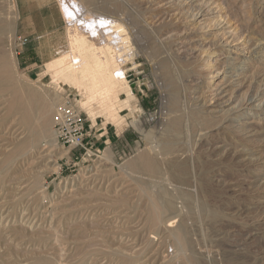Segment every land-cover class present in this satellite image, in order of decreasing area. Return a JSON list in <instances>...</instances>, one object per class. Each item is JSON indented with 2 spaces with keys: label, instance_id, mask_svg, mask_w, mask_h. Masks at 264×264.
I'll return each mask as SVG.
<instances>
[{
  "label": "rangeland",
  "instance_id": "obj_1",
  "mask_svg": "<svg viewBox=\"0 0 264 264\" xmlns=\"http://www.w3.org/2000/svg\"><path fill=\"white\" fill-rule=\"evenodd\" d=\"M79 1L82 3L88 2L85 8L89 5L88 8L91 10V16H93L91 18L97 21L102 18L107 19L106 21L113 20L108 14L104 13L103 9H105V5L112 7L116 5L117 9H122V13L134 14L135 12L133 2L127 0H113V3L110 2L111 0H76L77 3ZM7 2V0H0V9L2 8L0 21L2 20L1 22H3L1 23L2 29L0 34V59L3 60L5 72L8 73L6 74L7 76L5 75L6 81L13 86V93L11 94L18 100L21 98L31 99V97L36 96L45 99L48 103H53L54 108L52 107L53 110L50 112V120L48 119V122L44 124L46 127L43 126V130L46 128L44 130L46 137L44 138L45 140L43 139L39 143L40 155L27 157L28 159L26 157L18 158L13 162L12 169L8 173L9 175H4L0 179V214L2 216L0 218V264H255L256 255L264 256V232L260 231L253 236H250L251 234L248 232V226L256 224L259 220L260 211L258 207H264V195H257L254 200L248 198L251 191H249L250 189L246 182L247 175L239 171L238 167L220 164L221 179H227V182L237 184V186L235 185L237 188H234L236 193L231 191L224 192L220 187L218 194L214 188L209 189L210 187H208L203 177L204 183H202V188L206 191L205 193H210L206 194L207 197L203 198V201L201 194L194 193L193 187H195V183L190 172V167L189 165L186 167L184 161H181L180 165L175 166L178 169H183V174L179 178L175 177V179L168 182L162 174L153 178L146 177L140 173L132 172L133 168L127 166L128 162H134L141 154L146 153V149L155 143L154 140L164 133L163 131L167 127L162 128L163 123L166 125L169 123L171 128L173 126L172 130H174V126L177 127H175L177 129L176 132H178L177 135H169V140H172L171 142L175 144V149L181 152L185 151V146L181 143L187 140L193 122H191V119L189 120L188 109H185V105H183L185 101L183 100L182 103H179L181 95L186 89L184 82L186 84V81H188V77L186 76L188 73L185 68L186 72H183V69L178 64L175 67L174 64L176 63L165 54L162 55L159 48L146 50L147 53L151 52V55L154 56L151 59L147 54H143V52L138 50V45L133 44L131 47L123 45L122 48L124 47V50L121 48V59L124 62L119 67L123 71L127 87L118 88V91L111 95V98L118 95L120 101L116 103L115 116H110L107 110H99L98 101L90 98L88 91H83L86 89L79 91L74 84H70L64 81V79L60 80L58 77L56 78L54 69L47 68L46 66L48 63L69 53V47L66 44L67 22L63 21L59 10L60 0H15L17 16L14 17V20L8 16L9 6H7ZM252 2L258 8V13L254 16L255 24L260 23L258 30L264 33V0H252ZM121 9L119 10L121 11ZM123 25L122 23L123 31H125L126 28ZM24 41L25 43L22 44ZM150 41L148 38L145 39L143 45L146 44L145 46L149 47ZM171 62L174 63L171 64ZM164 63H167V65ZM184 65H182V68ZM177 70L178 73H176ZM1 81L3 80L1 79ZM0 83L3 84L2 82ZM7 95L8 92L0 93V98L2 97V100L0 99V154L8 145L10 147L6 151L11 149L14 138H23L22 135L21 137L19 135L20 131L14 128L12 121H15L16 117L13 114H6V106H8L10 100V96L8 95L7 97ZM177 96L179 97L177 98ZM126 100L129 101L128 106L123 104ZM64 103L73 106L84 119L86 127L85 142L90 147L87 155L80 148L68 149L62 147L56 141V136L52 129V117L57 107ZM182 106L184 107L182 108ZM167 117L169 118L167 119ZM163 118H166L165 121L167 123L163 121ZM173 120L177 122H173ZM184 125L186 126L184 127ZM193 125H195L194 122ZM158 127L161 130L163 129V131L157 135ZM17 132L19 133L17 134ZM111 152L113 156L110 155ZM107 154L110 156L109 160L106 159ZM226 166L231 168L228 169ZM210 168L212 169L209 170L212 171L213 166H210ZM12 171L14 172L12 173ZM101 174H105V176ZM225 176H227L226 179ZM7 179L9 183H7ZM112 181L117 184L115 185ZM15 186L17 190L14 188ZM124 186L125 188H123ZM105 187L107 188L105 189ZM114 188L118 191H115ZM122 189H124V193ZM9 190L10 192H8ZM140 191L143 192L141 193ZM110 192H113L112 195L114 197ZM115 195H117L118 199L115 198ZM121 195L123 196L121 197ZM138 195H141L142 199ZM166 199L175 200L176 205L180 208L179 214L181 215L179 222L181 221V229L186 236V247L179 244L176 237H174L175 234L171 235L167 231L158 233L156 228L148 225L147 212L148 205L151 204L150 201H153L154 205H158V201L160 203ZM210 200L214 202L211 203ZM140 203L142 206H140ZM100 204L102 205L100 206ZM120 207L121 209H119ZM236 211H238L240 216ZM116 212H120L121 218H118L119 216L114 214ZM162 213L164 217L169 214L164 211ZM108 214L109 216H107ZM243 214L247 215V217ZM90 215L92 217H89ZM99 215L102 216L100 217ZM231 215L233 216L231 217ZM123 216L126 218L125 220ZM95 218L98 219L96 220ZM255 219L258 220L256 221ZM126 220L127 222H125ZM74 222L75 224H73ZM94 223H97L96 225L100 228L96 227ZM88 224L90 226L93 225L90 227ZM177 224L178 222L175 226ZM115 225H119L120 229L125 230L119 231V227ZM104 227H107L109 230L113 228L114 230L112 229L109 232ZM172 229L174 230L176 227L170 230ZM239 229L241 230L238 232ZM242 231L244 233H241ZM121 233H123V236L120 240L121 242H119L120 236L118 235ZM106 235L109 236L106 237ZM148 235L154 239H150ZM79 236L82 237L79 239ZM91 236L95 237L92 238ZM110 236H112L111 239ZM187 236L191 238L189 239ZM125 237L128 239H124ZM160 237L164 238L160 239ZM137 239H140V242ZM25 241L28 242L26 243ZM111 242L113 245L110 244ZM140 245L141 248H138ZM113 246L117 248L115 249ZM118 248L124 250L123 253H132V255H117L115 252ZM58 257L60 259H57Z\"/></svg>",
  "mask_w": 264,
  "mask_h": 264
},
{
  "label": "bare ground",
  "instance_id": "obj_2",
  "mask_svg": "<svg viewBox=\"0 0 264 264\" xmlns=\"http://www.w3.org/2000/svg\"><path fill=\"white\" fill-rule=\"evenodd\" d=\"M7 1H8L7 6H9L8 16L10 17V19L14 20L15 19L14 17L17 16V12H16L17 9H16L15 0H7ZM112 1L113 0H111L110 2H112ZM127 1L133 2L134 7L133 6L132 7L134 8V11H135L134 14H130L127 12L122 13V9L119 8V9H121V11H120L119 9L116 8V5H115V7H112L110 5L109 6L105 5L104 6L105 9H103L104 13L108 14L110 16V18L113 20L106 21L107 19L105 20L104 18H102V19H98V21H97V20L91 18L93 16H91V12H90L91 10L88 8L89 5H88V7L85 8V6H87L88 2L82 3L79 1L77 3L76 0H60V6H59L60 7L59 8L60 13H61V16L63 18V21H65V23L67 22V28H66L67 43L66 44H68L69 53L65 54L64 56H62L59 59L54 60L51 63H48L46 65L47 68L48 67L53 68L55 71L54 75L56 74V78L58 77L60 80L64 79V81H66L70 84H74L78 88L79 91L86 89L83 91H88L90 98H92L93 100L96 99L98 101L97 103H98V108L100 111H101V109H102V111L107 110L108 113H110V116H115L116 103H118V101H120V99H118V95H116L113 98H111V95L115 94L118 91V88H122V87L126 86L123 71L119 67V65H121L124 62L121 59V56H122L121 55L122 54L121 48H122V46L124 45L125 47H131L133 44L136 46L138 45L139 46L138 50L140 52H143V54L144 53L147 54V56H149L151 59H153L154 56L151 55V52L147 53L146 50H153L155 48H159V50H161L162 55L165 54L167 57H169L170 59H172L176 63V64H174L175 67L178 64L181 67V69H183V72L185 71L184 68L187 70L188 75H186L187 73L185 75L188 77V81H186V84L184 82V85H186V89H185L183 94L181 93L182 94L181 95V101H179V103H182L183 100L185 101V103H183V105H185V109L186 108L188 109L187 112L189 113V116H188L189 120L191 119V122L193 121L195 123V125H193V122H192V125L190 124L192 128L189 131V136L184 143H181L185 146V151L181 152L180 150L175 149V144H173L171 142L172 140L171 141L169 140L170 136L177 135V133H178V132H176L177 127L174 126V130H172L173 129L172 125H171L172 126V128H171L169 123L167 125L163 123L161 127L162 128L167 127V129L165 131H163V129L161 130V128L158 127L159 129L157 130L158 132H156V134L158 135L162 131L164 133H162L160 135V137H158V139L154 140L155 143H153L148 149H146V153L141 154L136 161L130 162V163L128 162L127 166L133 168L132 172L140 173L146 177H152L153 178V177H156V176L162 174L164 176V179H166L168 182V181L175 179V177L179 178L183 174V171H182L183 169L182 170L178 169V167H175V166L178 164L180 165V162L184 161L186 164V167H187V165H189L190 172L192 174V178H193V181L195 183V187H193L194 193L195 194L196 193L201 194V198L203 201H204L203 198H206L207 197L206 194L209 193V192L205 193L206 191L202 188V183H204V179H205V182H207L208 187H210L209 189L211 190V188H214V190L217 193L220 192V187H221V189L224 190V192L225 191L235 192L234 188L235 189L237 188L236 187L237 184L227 182L226 181L227 176H225L226 180L221 179V177H220V167H221L220 164L221 165L224 164L227 166H235V167H238L239 171H241L247 175L246 182H247V185L249 186V189H250V190L249 189H247V190L251 191L250 195H248V198L251 200H254V198H256L257 195H260V194L264 195V33L260 32L258 30L260 23H257V25L255 24L254 16L258 13L257 12L258 8L253 4L252 0H127ZM98 3H99V1H98ZM119 5H120V2H119ZM119 7H121V6H119ZM130 7H128V8H130ZM84 8H85V10H84ZM1 9H0V15H2ZM11 16H12V18H11ZM94 18H96V17H94ZM260 19H263V18H260ZM1 21H0V34H1V29H2L1 23H3ZM257 21H258V19H257ZM121 22L125 25V28H126L125 31H123L124 28H122ZM254 25H256V26H254ZM260 30H261V28H260ZM262 30H263V28H262ZM147 38L151 40L149 42V45H150L149 47L148 46L146 47L145 46L146 44L143 45L144 40ZM157 50H155V51H157ZM130 55H131V53H130ZM174 62H171V64ZM164 64L167 65V63H164ZM184 64H187V65H184ZM3 65H4V62H3V60L0 59V82L3 83V84L0 83V93L8 92V95L10 96V100H9L8 106H6L7 107L6 108V114L7 113L10 115L13 114L16 117L15 121H12V120L11 121L14 123V128H16L18 131H20V133L17 132V134L19 133L20 137L22 135L23 138H21V139L14 138L13 139L14 143H12L11 149L9 151H6L7 148L10 147V145H8L6 147V149H4L3 152H1V154H0V179H1V177H3L4 175H7L9 173V171L12 169L13 162H15L18 158H21V157L27 158V157H34V156L36 157V155H40L41 152H39V143L41 142V140H43L46 137L45 132H44V130L46 128L43 130V126L46 122H48L49 116H51L50 112H52L51 110H53L52 109L53 103H51V102L48 103L45 99H41V98H38L35 96V97H31V99H25V98L22 99L20 97L21 99L18 100V99H16V97L12 96L11 93H13V91H12L13 86L11 84H9V82L6 81V76H7L6 74H8V73L5 72V67ZM182 65H184L183 68H182ZM172 67H173V65H172ZM179 70H180V68H179ZM50 71H53V70H50ZM176 73H178V70ZM180 75H182V74L180 73ZM9 78H11V77H9ZM1 79L3 81H1ZM184 79H185V77H184ZM64 81H62V82H64ZM65 84H67V83H65ZM167 84H169V83H167ZM67 85H69V84H67ZM76 87H74V88H76ZM176 87L174 88V92H175ZM172 89H173V87H172ZM178 91H179V89H178ZM8 95H7V97H8ZM178 97L179 96H177V98ZM0 99L2 100V97ZM163 103H165V102H163ZM123 104H126V106H128L129 101L126 100L123 102ZM1 106H2V104H1ZM183 107L184 106H182V108ZM117 108H119V107L117 106ZM168 109H170V108H168ZM179 110H181V109H179ZM183 114H184V112H183ZM168 115H169V113H168ZM181 116H183V115H181ZM14 118H12V119H14ZM168 118L169 117H167V119ZM165 119L163 121H165ZM137 120H139V119H137ZM174 121L175 120H173V122ZM173 122H171V123L173 124ZM175 122H177V121H175ZM165 123H167V121H165ZM181 125H182V123H181ZM185 126L186 125H184V127ZM44 127H46V125ZM186 128H188V127H186ZM153 130H155V129H153ZM178 130H180V129H178ZM141 131H142V129H141ZM152 135H153V133H152ZM155 137H157V136H155ZM152 138H153V136H152ZM110 155L113 156V153L111 152ZM109 157L110 156L108 155L106 157V159L109 160ZM23 160L26 161L25 159H23ZM111 162H112V160H111ZM18 163H19V161H18ZM24 163H23V165H24ZM54 163H55V161H54ZM20 166H22V165H20ZM210 166H213L212 171L209 170V169H212V168H210ZM229 168H231V167H229ZM49 169H51V168H49ZM24 171L27 172L26 170H24ZM13 172L14 171H12V173ZM20 172H21V170H20ZM94 174H97V173H94ZM25 175H23V176H25ZM103 175L105 176V174H103ZM123 175H125V174H123ZM115 176H117V175H115ZM203 177H204V179H203ZM11 179H13V178H11ZM223 179H224V177H223ZM7 181L6 182L9 183L8 179H7ZM16 182H17V180H16ZM100 182H101V180H100ZM123 182H124V179H123ZM233 182H235V181H233ZM246 182H245V184H246ZM113 183L115 185L117 184L115 182H113ZM171 184H173V183H171ZM122 185H124V184H122ZM16 186L14 188H16ZM22 186H24V185L22 184ZM106 188L107 187H105V189ZM111 188H113V187H111ZM123 188H125V186ZM150 188H151V186H150ZM100 189H102V188H100ZM6 190H8V189H6ZM16 190H17V188H16ZM123 190L124 189H122V191ZM115 191H118V190L115 189ZM8 192H10V190ZM140 192L142 193L143 191H140ZM112 193H111V195H112ZM123 193H124V191H123ZM78 194H80V193H78ZM237 194H238V192H237ZM141 195H138V196L140 197ZM230 195H232V194H230ZM17 196H18V194H17ZM116 196L117 195H115V198H117ZM122 196L123 195H121V197ZM11 197H13V196L11 195ZM29 197H30V195H29ZM140 199H142V196ZM235 200H237V199H235ZM239 201H241V200H239ZM132 202H134V201H132ZM152 202L150 201L151 204L148 205V212H147V221L149 222L148 225L156 228L158 230V233L167 231V232H170L171 235L175 234L174 237H176V240L179 242V244L181 246H185L186 236L182 232V229H181L182 223H181V221L179 222V220H180L179 218L181 215V214H179L180 208L176 205L175 200L166 199L164 202L161 201L160 203L158 201L157 202L158 205H154ZM213 202L211 201V203H213ZM102 203H104V202H102ZM19 204L21 205V203H19ZM89 204H91V203H89ZM104 204H106V203H104ZM101 205L102 204H100V206ZM140 206H142V204ZM180 207H183V206H180ZM129 208H130V206H129ZM238 208L240 209V207H238ZM1 209H3V208H1ZM79 209L81 210V208H79ZM102 209H105V208H102ZM119 209H121V207ZM258 209L260 211L259 218L257 217L259 219V220L257 219L258 222L256 224H253L252 226H250V225L248 226V229H249L248 232H250V234H251L250 236H253L260 231L264 232V207H258ZM125 211H127V210H125ZM162 211L168 212L169 213V214H167L168 216H166V217L162 216V214H163ZM207 211H208V209H207ZM242 211L244 212V210H242ZM245 211H246V209H245ZM83 212H85V211H83ZM106 212H105V214H106ZM236 212L238 214V211H236ZM114 214L119 216L118 218H121L120 212H116ZM74 215H75V213H74ZM77 215H79V214H77ZM137 215H139V214H137ZM16 216H18V215H16ZM59 216H61V215H59ZM107 216H109V214ZM111 216H113V215H111ZM130 216H131V214H130ZM143 216H145V215H143ZM232 216L233 215H231V217ZM244 216L247 217V215H244ZM1 217L2 216L0 214V218ZM89 217H92V216L90 215ZM71 218H73V217H71ZM123 218H124V220L126 219L124 216H123ZM239 218H241V217H239ZM95 219L97 220L98 218H95ZM108 220H110V219H108ZM78 221H79V218H78ZM242 221H244V220H242ZM125 222H127V220ZM177 222H178V224L175 226V224ZM237 222H236V225H237ZM7 223H8V221H7ZM12 223H15V222H12ZM98 223H99V221H98ZM110 223H113V222H110ZM122 223H123V221H122ZM252 223H254V222H252ZM73 224H75V222ZM103 224H104V222H103ZM119 224H121V223H119ZM27 225H28V223H27ZM80 225H81V223H80ZM92 225L91 226L89 225V226L92 227ZM95 225H94V227H95ZM107 225H109V224H107ZM112 225H114V224H112ZM115 226L119 227V225H115ZM128 226H129V224H128ZM12 227H13V225H12ZM96 227H98V226L96 225ZM173 227H176V229L170 230ZM98 228H100V227H98ZM234 228H236V227H234ZM104 229H108V228L104 227ZM29 230H30V228H29ZM108 230H107V232H108ZM111 230H109V232ZM120 230L124 231L125 229H120V227H119V231ZM240 230L241 229H239L238 232ZM185 231H187V230H185ZM49 233H51V231H49ZM52 233H54V232H52ZM76 233H77V231H76ZM82 233H84V232H82ZM241 233H244V232L242 231ZM14 234H16V233H14ZM57 234H59V233H57ZM100 234H99V236H100ZM96 235H97V233H96ZM246 235H248V234L246 233ZM72 236H70V237H72ZM107 236H109V235H106V237ZM118 236H120L119 242H121L120 240L123 236V233L119 234ZM21 237H22V235H21ZM81 237L79 236V239ZM94 237H92V238H94ZM111 237L112 236H110V239H111ZM148 237L150 239H154V238H152V236L150 237V235H148ZM187 237L189 238V236H187ZM17 238H19V237H17ZM23 238H24V236H23ZM97 238L99 239V237H97ZM126 238L127 237H125L124 239H126ZM134 238H135V236H134ZM149 238H147V239H149ZM161 238L162 237H160V239ZM249 238H251V237H249ZM249 238H248V241H249ZM116 240H117V237H116ZM112 241H114V240H112ZM32 242H34V241H32ZM116 242H118V241H116ZM132 242H134V241H132ZM36 243H37V241H36ZM110 244H112V242ZM154 244H155V242H154ZM124 245H125V243H124ZM126 245H128V244L126 243ZM165 245H167V244H165ZM4 246H5V244H4ZM110 248H112V247H110ZM125 248H123V249H125ZM138 248H141V245ZM155 248H157V247H155ZM255 249H257V248H255ZM68 250H69V248H68ZM72 250H73V248H72ZM123 251L124 250H121V248H118V250H116L115 254L120 255V256H122L123 254L132 255V253L127 254V253H123ZM126 252H128V251H126ZM175 252H177V251H175ZM237 252H238V250H237ZM259 254H261V253H259ZM164 255H165V253H164ZM157 257H159V256H157ZM57 259H60V258L58 257ZM166 259H167V257H166ZM1 260H3V259H1ZM111 261H112V259H111ZM252 261H254V260H252ZM252 261H250V263H252ZM146 263H147V261H146ZM175 263H176V261H175ZM254 263L255 264H264V256L261 257L259 255H256Z\"/></svg>",
  "mask_w": 264,
  "mask_h": 264
},
{
  "label": "built area",
  "instance_id": "obj_3",
  "mask_svg": "<svg viewBox=\"0 0 264 264\" xmlns=\"http://www.w3.org/2000/svg\"><path fill=\"white\" fill-rule=\"evenodd\" d=\"M25 41L22 43L24 44ZM52 129L56 141L68 149L80 148L84 154L89 152V144L85 142L86 127L82 115L70 104L57 107L52 117Z\"/></svg>",
  "mask_w": 264,
  "mask_h": 264
},
{
  "label": "crops",
  "instance_id": "obj_4",
  "mask_svg": "<svg viewBox=\"0 0 264 264\" xmlns=\"http://www.w3.org/2000/svg\"><path fill=\"white\" fill-rule=\"evenodd\" d=\"M60 10V9H59Z\"/></svg>",
  "mask_w": 264,
  "mask_h": 264
}]
</instances>
